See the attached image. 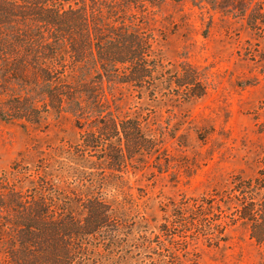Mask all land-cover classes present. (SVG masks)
<instances>
[{"label": "trees", "instance_id": "trees-1", "mask_svg": "<svg viewBox=\"0 0 264 264\" xmlns=\"http://www.w3.org/2000/svg\"><path fill=\"white\" fill-rule=\"evenodd\" d=\"M166 1L187 0H0V121L41 125L67 115L80 129L69 151L91 172L124 178L152 158L163 170L162 128L120 113L115 94H205L198 68L182 61L174 70L156 46L153 8ZM221 2L264 38V0ZM260 164L258 176L235 173L222 188L165 205L149 264H199L190 246H219L237 224L264 255V149ZM32 182L23 190L0 176V264H105L121 250L128 222L113 203L60 191L47 176Z\"/></svg>", "mask_w": 264, "mask_h": 264}, {"label": "rangeland", "instance_id": "rangeland-1", "mask_svg": "<svg viewBox=\"0 0 264 264\" xmlns=\"http://www.w3.org/2000/svg\"><path fill=\"white\" fill-rule=\"evenodd\" d=\"M210 1H166L153 8L151 20L156 46L173 69L186 61L203 73L204 95L188 101L175 95L153 98L127 87L115 94L120 113L139 117L148 129L162 128L167 168L159 171L152 158L124 178L92 173L89 163L69 151L80 136L71 117L50 115L41 125L24 126L0 121V176L10 184L26 190L47 176L60 191L101 195L120 209L128 226L121 250L105 256V264H149L147 245H157L168 212L163 209H170L171 200L222 188L235 173L260 175L264 38L218 7L221 0H213L216 7ZM228 237L219 246L196 241L190 257L199 264H264L262 248L246 226L229 227Z\"/></svg>", "mask_w": 264, "mask_h": 264}]
</instances>
